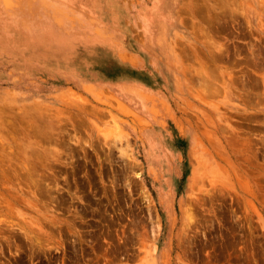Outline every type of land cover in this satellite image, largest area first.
<instances>
[{"label": "rangeland", "instance_id": "1", "mask_svg": "<svg viewBox=\"0 0 264 264\" xmlns=\"http://www.w3.org/2000/svg\"><path fill=\"white\" fill-rule=\"evenodd\" d=\"M0 264H264V0H0Z\"/></svg>", "mask_w": 264, "mask_h": 264}]
</instances>
